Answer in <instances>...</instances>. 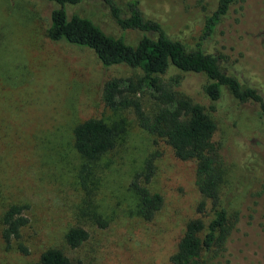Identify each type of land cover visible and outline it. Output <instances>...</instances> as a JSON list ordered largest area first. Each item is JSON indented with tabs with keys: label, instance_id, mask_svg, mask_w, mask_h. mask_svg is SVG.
Segmentation results:
<instances>
[{
	"label": "rangeland",
	"instance_id": "1",
	"mask_svg": "<svg viewBox=\"0 0 264 264\" xmlns=\"http://www.w3.org/2000/svg\"><path fill=\"white\" fill-rule=\"evenodd\" d=\"M240 1L201 48L223 54V66L230 69L231 61L238 59L241 73L260 74L264 80V0ZM139 2L146 19L193 48L218 0ZM67 9L92 18L107 34L127 43L135 44L140 36L120 28L101 6ZM47 26L43 10L29 1L0 0V264H33L51 248L61 250L73 264H169L186 223L201 218L207 227L217 210L206 201L205 214L196 212L205 200L195 184V160L178 159L161 138L143 130L133 108L105 106L104 83H123L140 71L124 65L105 68L90 49L52 42ZM239 80L246 83L242 76ZM205 83L201 74L185 80L187 90L216 123L224 145L220 206L240 211V219L227 251L216 259L203 255V260L264 264V237L256 236L264 232L262 126L251 111L229 117L211 110L196 88ZM135 97L147 115L156 113L150 91ZM87 120L102 121L117 135L115 148L95 162L81 157L73 145V129ZM235 135L240 139L236 143ZM149 159L154 173L147 188L162 196L163 206L146 221L131 183ZM12 205L28 206L24 214L29 222L20 231V241L7 247L3 218ZM98 220L105 221L106 228ZM75 226L87 230L89 238L70 249L64 236ZM19 243L26 253L18 249Z\"/></svg>",
	"mask_w": 264,
	"mask_h": 264
},
{
	"label": "trees",
	"instance_id": "2",
	"mask_svg": "<svg viewBox=\"0 0 264 264\" xmlns=\"http://www.w3.org/2000/svg\"><path fill=\"white\" fill-rule=\"evenodd\" d=\"M48 18L47 36L52 42H65L90 49L105 68L124 65L140 71L141 75L126 82L110 79L102 87L105 106L114 108L131 107L139 126L151 135L161 138L169 145L174 155L182 160H195L196 187L205 201L198 204L196 212L204 215L206 201L217 209L214 218L205 227L201 218L186 223L177 250L169 258V264H212L203 260V255L216 259L227 251V244L237 228L240 211L221 207L220 185L224 173V145L219 139L217 125L205 112V107L192 96L185 86L189 75L201 74L206 78L202 98L209 101L210 109L241 116L251 111L261 123L264 146V80L262 75L252 76L243 72L238 59L231 61V69L224 65L223 54L214 55L201 48L202 43L213 37L225 22L226 16L238 0H218L215 10L204 19V26L195 47L168 37L161 25L146 19L140 9L139 0H27ZM120 1L125 2L124 7ZM241 0L240 2H243ZM99 6L111 16L123 30L140 34L135 44L121 37L107 34L92 18L77 11L68 13V7L80 8ZM240 7L239 9H241ZM237 21H240L239 19ZM241 55V53H240ZM234 65V66H233ZM237 65V66H236ZM237 71V72H233ZM242 76L246 83L240 82ZM148 90L158 108L149 116L135 96ZM129 96V97H128ZM248 114V113H246ZM116 132L99 120H87L73 129V145L76 152L89 162L99 160L116 146ZM234 143L240 141L235 135ZM152 160H147L144 171L135 176L131 183L139 199V214L150 221L162 208L163 198L151 193L147 185L153 176ZM140 178L143 184L140 183ZM28 206L12 205L4 214L2 238L7 247L12 241L19 242L21 229L29 219L24 214ZM101 228L105 221L98 220ZM251 224V223H249ZM204 233L201 237V233ZM263 236L264 232H256ZM89 238L82 227L68 229L64 236L70 249L79 248ZM18 249L26 253L19 243ZM33 264H73L57 248L47 249ZM75 264H83L77 261Z\"/></svg>",
	"mask_w": 264,
	"mask_h": 264
}]
</instances>
